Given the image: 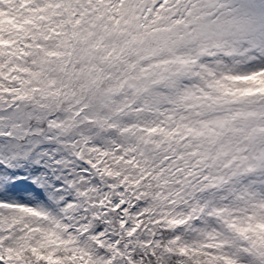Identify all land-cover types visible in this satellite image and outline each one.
I'll list each match as a JSON object with an SVG mask.
<instances>
[{
  "label": "snow or ice",
  "instance_id": "6c2138e0",
  "mask_svg": "<svg viewBox=\"0 0 264 264\" xmlns=\"http://www.w3.org/2000/svg\"><path fill=\"white\" fill-rule=\"evenodd\" d=\"M0 264H264V0H0Z\"/></svg>",
  "mask_w": 264,
  "mask_h": 264
}]
</instances>
